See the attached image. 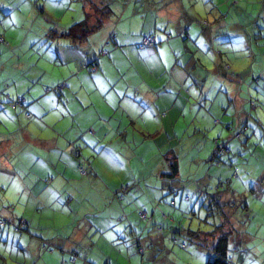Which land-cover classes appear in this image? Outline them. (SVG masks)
Masks as SVG:
<instances>
[{"label":"rangeland","instance_id":"obj_1","mask_svg":"<svg viewBox=\"0 0 264 264\" xmlns=\"http://www.w3.org/2000/svg\"><path fill=\"white\" fill-rule=\"evenodd\" d=\"M101 1L4 0L6 7L3 6L5 10L0 12V35L9 46L0 42V217L18 221L22 215L32 224L27 231H16L9 222L5 227L0 226V254L9 260L6 264H62L73 253L77 259L74 264H104V261L108 264H141L142 258L153 259L145 260L147 262L143 264H205L210 254L208 246H199L188 240L186 246L182 247L185 236L170 235L165 221L160 220L162 215L169 219L174 215L165 207L174 211L183 209L182 205L192 195L189 188L185 191L179 189L171 198L156 197L153 201L142 196L133 197L132 188L127 192L131 199L126 197L123 202L120 201L121 206L132 207V210L135 208L137 214L145 210L148 217L154 220L148 224L146 220L140 219L135 222L136 234L130 230L129 233H121L118 229L109 239V234L101 237L81 219L80 214L70 211V207L73 209V204L78 201L87 204V200L82 197L83 192L79 190V198L71 199L66 188L60 194L53 192L48 187H55L52 182L54 176L51 179L52 173L44 174L42 165L36 166L40 164L37 162L38 157L55 156L50 147H44L49 143L51 146L55 141L47 142L46 137L57 136L58 132L66 135L71 128H76L74 116L69 112L74 101L72 98L68 101L62 98L63 90H68L67 87L59 89L61 91L57 94L47 89L61 75L59 71L67 68L70 62L82 64L96 57L105 40L104 37L100 41L95 35L96 39L88 45L72 47L70 41L54 38V31L65 30L83 20L85 15L93 23L98 13L96 9L102 6ZM171 2L175 6L182 5L187 16L183 15L175 22L180 32H177V44H172L174 55L171 54V60L165 64V75H156V78L159 82V76L161 81L166 79V82L171 78V82L177 83L183 91L173 109L184 120L177 125L178 134L181 126L190 128L197 127L200 122L202 124V121L198 122L201 112L197 111V101L205 103L206 108L212 107V118L221 119L224 125H233L231 130L225 128L224 135H217L220 142L228 144V152L220 157L222 166L218 170L220 177L226 179V184L221 186L232 189L237 203L247 205L246 212L244 205L239 209L236 205L233 220L237 225H243V228L248 227L249 234H242L248 237L245 248L240 247V253L232 255L231 263L264 264V81L261 82L262 86L253 83L255 75L264 71V0H240L236 5L232 4L233 0H152L156 7L167 6ZM124 3L128 8H124L118 20L114 21V33L116 29L123 32L137 30L136 23L142 22L141 15L144 12L135 14L131 11L135 3L130 0ZM16 4L17 10H14ZM1 19L6 20V24ZM122 23L129 29L122 28ZM197 32H201V37L194 36ZM164 36L166 40L170 39L169 34ZM135 61L138 59L135 58ZM145 61L139 59L140 71L127 74L125 78L143 86L145 77H148L143 68L157 67L154 60ZM147 63H150L149 66ZM118 65L122 69L128 68L129 59L123 56ZM32 87L35 88L31 93L34 97L39 96L38 101L47 96V105L34 104L37 100L31 104L25 102L27 111L23 104L17 109L9 106L8 102L14 96L25 93L28 97ZM249 89L251 98L247 94ZM11 92L14 95L12 98L8 96ZM236 100L242 101L239 109ZM250 101L255 103L256 108L251 107ZM28 114H31L30 118H27ZM196 115L198 118L194 119ZM59 116L63 117L58 119ZM254 119L260 122L259 127L254 124ZM222 123L213 126L207 137L191 132L180 135L175 150L181 158L182 179L194 176L199 185L205 183L200 178L210 165L207 160L211 157V138L222 131ZM243 124L247 127L245 131L240 130ZM158 125L159 121L155 120L154 126ZM24 126L36 140L27 138L26 134L23 139V133H26ZM86 129L85 126L78 129L83 135L82 139L78 136L81 140L76 148L81 151L78 163L85 168L91 155L97 154L99 158L101 155L97 151H100L99 145L93 144L96 148H89L84 143V138L88 137ZM239 132L240 136L237 137ZM193 141L198 145L194 149L190 147ZM141 153H144L146 160L152 158L154 162L162 158V148H151ZM4 162L14 167L12 173L4 170ZM92 163L100 164L99 159H93ZM54 169L50 168V171ZM233 171L237 172V176L230 177ZM56 189L59 191V188ZM173 200L175 206L172 205ZM92 202L95 204L94 200ZM11 209H14L16 216H11ZM187 209H191L188 203L184 210ZM154 211H157L156 215ZM247 213L250 214L249 219ZM182 224L190 225L192 229L197 228V225L202 227L197 218L190 216L182 218ZM158 228L163 230L158 231ZM43 238L51 245L50 250L44 252L40 248V239ZM138 245L141 252L136 251ZM130 247L135 249L133 256L128 251Z\"/></svg>","mask_w":264,"mask_h":264},{"label":"crops","instance_id":"obj_2","mask_svg":"<svg viewBox=\"0 0 264 264\" xmlns=\"http://www.w3.org/2000/svg\"><path fill=\"white\" fill-rule=\"evenodd\" d=\"M130 1L135 3L132 5L131 11L135 14L144 12L141 15L142 22L136 23L137 30L130 31L128 27L123 26V23L121 27L129 29V31L123 32L116 29V41L119 46L116 50L110 48L109 58L101 57L98 59L99 71L94 74H87L79 68L72 69L69 73L63 74L64 78L62 79L66 81L68 90H63L64 94H62V98H66L67 101L72 98L74 101L73 108L76 113L73 116L76 128H71L70 133L66 135L58 132L57 136L51 135L50 137H46L45 140L47 142L51 140L55 141L51 143V146L50 143L44 146L45 148L50 147V150L55 152V156L53 154L48 155L47 158L38 157L37 162L40 164H36V166L42 165V168L45 169L42 173H52L51 179L54 176L52 182L55 184V187H48L53 192L60 194L66 188L70 199L74 197L79 198V195H81L79 190L83 192L84 196L82 195V197L87 200V204H80L77 200L78 203H74V208L72 207L73 209H71L70 207V211L72 210L74 213L80 214L81 219L85 220L88 226L101 237L109 234V239L111 238V234H115L114 230L120 229L121 233H129V230H131L132 233L135 228V222H139L141 219L139 212L137 214L135 208L133 210L132 207L125 208L119 203L120 201L123 202L126 197L127 199H131L126 193L124 198L119 200V188L122 185L131 183L129 190L133 188V197L139 198V196H142L150 201H153L156 197L171 198V196L177 194L179 189L185 191L189 188L192 195L187 198L186 203L192 207L198 202L195 196L197 198L205 190L211 194L215 193L219 179L217 177H220L218 170L220 167L208 165L205 168L207 169L206 172L200 178L205 183L199 185L198 180L194 176L186 179H182L180 178L182 176H180L179 183L175 184L171 182V179L165 177L164 173H166L167 167L164 163H160V159H158L159 162L156 161L150 165L146 162L144 153H141L149 151L151 148L159 150L164 146H168V143L172 140L171 138H179L183 132L200 135L207 130H212L213 118L210 114L212 107L205 109L206 104L197 101L195 104H198L197 111L201 112V116L198 118V114L194 119L198 118V122L202 121V124L200 122L197 124V127L193 126L190 128L181 126L180 133L178 134L177 125L184 122L182 115L173 112L179 97L177 95L178 84L172 83L171 78H168L167 82L166 79L161 81V76H159L160 82L156 78V75H165V64L171 60V54L174 55V46L172 44H177V32H180V28H177L175 22L183 15L186 17L187 11L182 5L175 6L172 5V2L167 6L156 7L152 4V0ZM5 5L4 0H0V7L3 8ZM124 7L128 8V5L125 4ZM15 10H17V5ZM147 13L148 17H146ZM153 13L156 14L153 15ZM206 24L209 25L207 22ZM107 25L109 24H106L100 31L96 32L100 41L106 35V30H108ZM141 34H154L159 41L157 44L159 46L156 45L154 48H151L153 50L149 48L141 50L144 52L138 51L136 44ZM164 34H169L170 39L166 40ZM194 36L201 37V32H197ZM90 41L92 40L90 39ZM83 44L88 45L89 42L84 41ZM123 56L129 59V66L125 69H122L118 65ZM135 58L138 61H135ZM139 59L144 62L148 59H150V62L154 60V63L157 65V67L143 68V71L148 75L144 79L143 86L125 78L127 74L132 75L140 71ZM91 61L89 59L87 62L90 64ZM58 78L60 79L59 76L56 77V79ZM56 79L54 80L57 81ZM237 85L240 84L237 82ZM34 88L32 87L28 97L24 93L26 97L25 102L30 104L33 102L32 100L35 97L31 91ZM46 97L44 96L34 104L47 105ZM236 104V107L239 109L242 101L236 100ZM162 113L165 114L162 115ZM178 116H181L179 120H177ZM155 120L159 121L158 127L154 126ZM84 126L87 128L86 132L88 134V137L84 138V143H87L89 148H96L93 147V144L99 145L100 151H97L101 155L100 158L97 157V154L91 155L92 158L87 168H85L86 172L81 175L76 170L81 151L72 152L73 150L71 151L69 147L71 143L69 142L79 139L77 138L79 135L82 139L83 134H80L78 129ZM23 130L26 132L23 133V139L24 134H26L27 138L36 140V137L32 133H27V126H24ZM153 132H157V135L153 138L147 137V134ZM74 153L78 157H75L76 154ZM158 153L159 151H157ZM93 159H99L100 164L92 163ZM19 163L21 164V161ZM19 163H15V165ZM53 167L55 169L51 172L50 168ZM3 168L10 173L14 169L8 162H4ZM172 186L175 188L174 192L170 190ZM56 188H59V191ZM88 194H91V196H88ZM228 196L229 192L226 198ZM92 200L95 201V204ZM191 200H193L192 204L190 203L192 202ZM46 202L48 203L47 200ZM180 203L182 204L183 201L181 200ZM174 204H176L175 201ZM69 205L71 206V203ZM159 206L160 204H158ZM182 212L186 213V211ZM13 214L14 209H11V216H16L15 214L13 216ZM120 219L121 221H119ZM164 221L168 220L165 219ZM171 225L169 228L173 230L174 228L172 227L174 226ZM128 251L133 254L134 248L130 247ZM237 253L232 255H236ZM242 262H245V260L242 259ZM104 264H108L107 261H104Z\"/></svg>","mask_w":264,"mask_h":264},{"label":"trees","instance_id":"obj_3","mask_svg":"<svg viewBox=\"0 0 264 264\" xmlns=\"http://www.w3.org/2000/svg\"><path fill=\"white\" fill-rule=\"evenodd\" d=\"M239 1L240 0H233L232 4L236 5L239 3ZM101 2H102L101 3L102 6H99L98 9H96L98 13L93 23H91L88 19V16L85 15L83 20L70 25L65 30L54 31V34H55L54 38L68 40L70 41V44L72 45V47H78L81 44H83L84 41L90 42V39L94 41L96 39L94 38V36L96 35V32L100 31L101 28L104 27L106 24H109L107 25L109 31H106L104 46H102L99 49V52L96 57H92L93 59L91 58V60L93 61H91L89 64L85 60L82 63L83 65L80 64L79 62L77 64H75L74 62L73 63L70 62L69 65L66 66L67 68L59 71V74H61L59 76L60 79L59 78L56 79L57 81L54 80L53 85L47 89L48 91H53V93L55 94L60 92L61 90L59 89H62L66 86V81H63L62 79L64 78L63 74L69 73L70 70L72 69L79 68V69H82L81 71H84L87 74H94L95 72L99 71V67L97 64L98 59L101 57L109 58L108 54L111 52L110 48H112V50L114 49L116 50L118 48L119 45L117 44V41H116V33H114L113 31L114 29H112V27L114 25V21L118 20L119 15L125 8L124 7L125 3L123 2V0H102ZM15 7H14V10H15ZM1 10L4 11L5 9L1 8L0 12ZM148 13L146 17H148ZM2 17H4V15H2ZM1 21L3 24H6V20L1 19ZM185 33L186 31H184V34ZM145 37L153 38L154 39L153 44H151L150 46L144 45L142 43V40ZM0 42L5 43L7 47L9 46V44L5 42L4 38L1 35H0ZM158 43L159 41L157 40L154 34H144V35L141 34L136 46L138 49H149V48L151 49V48H154ZM107 46L109 48H107ZM61 63L63 62L61 61ZM263 81H264V71L259 72V74L255 75V77L253 78V83H256L257 85H260V86H262L261 82ZM36 85L37 84L34 83V86ZM177 90H178L177 95L183 92L179 86ZM247 94H248V97L251 98L250 89L248 90ZM8 96L12 98V96L14 95H12V92H11V94ZM25 99L26 97L23 94H21V95H17L16 97L14 96L12 99L9 100L8 103L12 109H17L19 106H22V104L24 106ZM38 99H39V96L35 97L32 101H35V100L38 101ZM250 103H251V107L256 108V105L254 102L250 101ZM209 108L210 107L205 108V109H209ZM24 109L26 110V106H24ZM69 112L71 116H73L76 113L74 111V108H69ZM164 114L165 113H162V115ZM30 116L31 114L30 115L28 114L27 118H30ZM61 117L63 116H59V119ZM248 118L251 119V116L249 115ZM253 122L254 124H256L257 127H259L260 122L257 119H254ZM220 123H222L221 119L213 118L212 119V129H213V126H216ZM223 126L224 127L222 131L217 132L216 135L211 138V141H212V148H210L211 157L208 160L206 159L210 163V165L219 166V167L222 166V163H220L221 161L220 157H222V155L228 152V144L220 142L219 139L217 138L218 137L217 135L219 136L224 135L225 128L227 130H231L233 128V125L231 123H226L225 125L223 124ZM246 129H247L246 124H243L240 130L245 131ZM208 131L210 130H207L205 133H201L200 135L202 137H207ZM155 135H157V132L147 134V137L153 138ZM238 136H240V132L237 134V137ZM171 139L172 140L171 142L168 143V146H164V148H162V153H161L162 158H160V163L161 162L164 163L167 167L166 168L167 171L166 173H164L165 177H168L169 179H171L172 183L177 184L180 181L179 179L182 178L180 177L181 176V168H180L181 158L179 154L177 153V151L175 150L176 149L175 147H178L179 145V143L177 142L178 138H171ZM69 143H71L69 146L71 151L73 150L72 152H77L78 150L76 148L78 147L77 144L79 143V139L75 140L74 142H69ZM197 146H198L197 143L194 141L190 143V147L192 149L196 148ZM76 156L78 157L77 154L75 155V157ZM150 160L152 162H150L149 160H146V162H148V164L151 165L154 163V160L152 159ZM76 170L81 175H83L86 172L85 167L81 165L80 163L77 165ZM228 171L230 172V170ZM234 176H237L236 171H233L230 175V177H234ZM217 178L219 179L217 182V188H216L217 190L215 191V193L211 194V193L206 192L205 190L203 194H200L197 196L196 199L198 200V202H196L191 207V209L184 210V208L187 206V203H184L182 205L183 209H180V210L177 209L176 211H174L173 209L170 210V207H165V209L168 212L173 213L174 215L171 217V219L166 218L165 215H162L163 217L162 218L160 217V220L167 219L169 221V222L165 221V223L167 225L166 229L167 231L170 232V235L178 234L183 237L185 236V242L182 244V247L186 246V243H188V240H191V242H195L199 246H203V245L208 246L210 248V254L205 264H232L231 263L233 261L232 254L237 253V252L240 253L239 252L240 247L245 248L244 243L248 237L242 234H249V232H248V227L246 228L247 231H245L246 229L243 228V225H237L233 220L235 216L236 205L238 206V209H239V207L244 204L236 202L237 197L235 198L234 196L235 193L232 191V189L229 190L227 187L223 188L221 186V185L226 184V179H223L221 177H217ZM130 185L131 183L124 184L119 188V196H118L119 200H122L124 198V195L129 191ZM226 186H230V185H226ZM170 190L174 192L175 188H173L172 186ZM228 192H229V196L228 198H226V195ZM172 205L175 206L174 200L172 201ZM243 209L246 212V209H247L246 204L243 206ZM195 210H198V211L196 212ZM182 211H186V213H183ZM142 213H144V216H142ZM156 213L157 212L154 211L155 215ZM181 215H186V216H181ZM139 216L141 219L146 220L148 224L150 221L154 220V218L148 217V213L145 210H140ZM188 216H190V218H193V219L197 218V220L200 222L203 228L200 225H197V228L195 229H192L190 225L184 226L182 224V218H185V217L187 218ZM246 216H247V219L250 218L249 213H247ZM8 222L13 225L14 227L13 229L16 231H27V228L29 227V225L32 224L30 223V221H28L27 219H24L23 217H21L20 220L18 221L5 220L4 218L0 217V226L5 227L7 226ZM170 224H172L171 226H174L172 227L174 228L173 230L169 228ZM203 225L207 228H205ZM157 230L159 231L163 229L158 228ZM132 233L136 234L135 231H132ZM40 240H42L41 246H40L41 250L43 252L50 250L51 245L49 241L44 238ZM173 240L176 241L177 238L174 237ZM136 251L141 252L139 245L137 246ZM133 252L134 253L131 254L132 256L135 254V249ZM75 255L76 254L73 253L66 261H63L62 264H74L77 261ZM145 260H149V258H142L140 260V263L143 264V262L144 263L147 262ZM6 261H9V260L5 257V255L3 256L2 254H0V264H6L7 263Z\"/></svg>","mask_w":264,"mask_h":264},{"label":"built area","instance_id":"obj_4","mask_svg":"<svg viewBox=\"0 0 264 264\" xmlns=\"http://www.w3.org/2000/svg\"><path fill=\"white\" fill-rule=\"evenodd\" d=\"M153 42H154V39L151 38V37H145V38H143V40H142V43H143L144 45H146V46H150L151 44H153ZM142 216H144V213H142ZM22 222H23V221H22Z\"/></svg>","mask_w":264,"mask_h":264}]
</instances>
